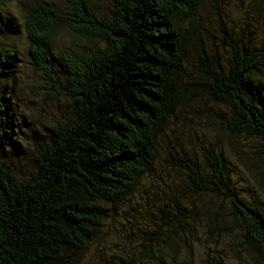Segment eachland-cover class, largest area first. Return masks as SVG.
<instances>
[{"label": "trees", "instance_id": "1", "mask_svg": "<svg viewBox=\"0 0 264 264\" xmlns=\"http://www.w3.org/2000/svg\"><path fill=\"white\" fill-rule=\"evenodd\" d=\"M10 1L0 0V22L9 23L0 31L5 38L17 32L2 9ZM64 1V9L44 0L24 8L29 65L43 74L49 98L68 101L59 110L63 119L48 128L47 139L39 129L30 136L10 126L2 83L18 59L11 47L0 45V117H5L0 138L8 131L16 134L0 144V264H88L89 246L107 232L117 234L113 222L120 208H132L123 218L133 226L141 208L131 200L155 170L160 136L179 102L177 80L187 57L182 25L202 3L111 0L102 8L91 0ZM249 1L264 6V0ZM60 31L84 38L88 45L54 51ZM226 45L229 63H207L211 81L204 86L228 109L226 130L255 138L256 151L264 156V43L227 37ZM205 159L209 172L201 163L190 170L191 192L228 198L242 225L244 250L255 264H264L262 203L236 185L239 178L223 152L211 150ZM169 202L163 208H170L165 212L181 241L174 244L186 247L192 237L190 220L202 208L193 202L183 205L175 197ZM160 229L141 231L156 243L146 258L168 264L161 255L165 245L173 252L174 244ZM116 261L130 264L126 255Z\"/></svg>", "mask_w": 264, "mask_h": 264}, {"label": "rangeland", "instance_id": "2", "mask_svg": "<svg viewBox=\"0 0 264 264\" xmlns=\"http://www.w3.org/2000/svg\"><path fill=\"white\" fill-rule=\"evenodd\" d=\"M33 1L11 0L2 8L9 21L17 25V32L8 38L0 32V45L11 47L18 59L10 77L2 83V91L8 119L14 124L9 125L16 132V127H19L30 136L31 130L39 129L41 137L47 139L48 128L63 119L59 110L68 101L49 98L47 93L50 89L45 84L43 74L29 65L24 8ZM44 1L62 9L67 6L64 0ZM91 1L102 8L112 3L111 0ZM262 6L249 0H202L196 16L182 25L187 39V57L177 80L179 102L175 116L169 119L160 136L155 170L142 181L131 200V204L139 202L141 210L132 220L133 226L129 227L128 219L123 215L129 214L132 208H120V216L113 222L117 234L107 232L90 245L85 262L118 264L116 260L126 255L130 264H157L146 258V255L151 256L148 248L154 250L156 243L142 235L141 231L152 232L160 227V231L168 234L170 243L180 244V239L174 233L172 218L165 212L171 210L169 207L163 208V205H170L169 199L175 197L183 205L193 202L202 209L195 212L190 220L192 237L186 247L174 244L171 252L170 246L165 245L161 257L168 264H255L253 256L244 250L242 225L229 199L213 194L196 196L191 192L192 184L188 176L195 163H201L204 170L209 172L205 159L207 153L211 150L216 153L221 151L230 161L235 179L239 178L236 185L243 194L258 199L264 208V156L256 151L257 140L244 135L233 136L226 130L228 109L215 101L204 86L211 81L206 73L207 63L215 65L218 61L225 66L231 59L230 48L226 45L227 37L238 42L250 40L254 44L264 43ZM7 25V21L0 22V31L5 30ZM53 42L54 51L88 45L87 40L67 31H60ZM3 120L5 117H0V126ZM8 135L16 136L9 131ZM8 135L0 138V144L8 140ZM6 153L10 155L11 152ZM33 154L37 155V146ZM146 205L154 214L152 218L145 211ZM97 251L98 256H92Z\"/></svg>", "mask_w": 264, "mask_h": 264}]
</instances>
